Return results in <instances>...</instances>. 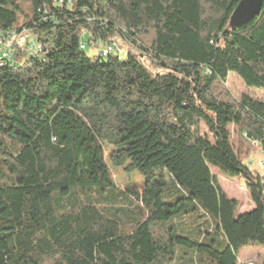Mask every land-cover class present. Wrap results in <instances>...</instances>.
<instances>
[{
  "label": "trees",
  "instance_id": "trees-1",
  "mask_svg": "<svg viewBox=\"0 0 264 264\" xmlns=\"http://www.w3.org/2000/svg\"><path fill=\"white\" fill-rule=\"evenodd\" d=\"M240 1L0 0V32L42 47L14 42L0 67V264H238L264 249V174L245 163L264 154V101L226 87L234 73L264 90V2L230 28ZM96 41L137 56L89 58ZM210 168L243 179L253 209L237 216Z\"/></svg>",
  "mask_w": 264,
  "mask_h": 264
},
{
  "label": "rangeland",
  "instance_id": "rangeland-1",
  "mask_svg": "<svg viewBox=\"0 0 264 264\" xmlns=\"http://www.w3.org/2000/svg\"><path fill=\"white\" fill-rule=\"evenodd\" d=\"M28 40L30 41L31 37L28 34H24L23 37H18L15 42L17 45H23ZM116 45L117 52H112V56H117L120 61H125L128 54L137 56V52L127 45H123L119 41L116 42ZM103 46H106L104 42L96 41L95 43L88 44L83 52L89 58L99 57ZM104 60L106 59H103V61ZM155 73L164 74L165 71H153V74ZM226 87L235 99H238L242 94H246L254 99L264 101V90L246 87L240 78L234 73H228L226 78ZM229 131L231 133V144L235 147L237 142L235 129L231 127ZM200 134L205 136L208 141L213 144L212 136L209 135L203 125L200 126ZM104 148L107 156L111 149L108 146H104ZM245 163L251 170L257 171L259 174H264V154L256 146H254L250 157L245 161ZM110 170L116 185L120 189L131 186H135L137 189L143 188L145 179L138 173L127 174L118 168H110ZM210 171L228 198L238 201L239 205L236 212L237 216L242 213H247L253 209V204L249 199L243 179L225 177L215 168H210ZM155 175L157 178L160 176L165 179L168 178V176L163 172L156 173ZM3 184L4 183H2V185ZM236 258L238 264H261L264 259V249L261 246L248 245L241 248L237 252Z\"/></svg>",
  "mask_w": 264,
  "mask_h": 264
},
{
  "label": "built area",
  "instance_id": "built-area-1",
  "mask_svg": "<svg viewBox=\"0 0 264 264\" xmlns=\"http://www.w3.org/2000/svg\"><path fill=\"white\" fill-rule=\"evenodd\" d=\"M58 4H61V1H58ZM71 2L69 1V5ZM26 34V32H21L20 34H17V31L15 29L10 30L6 34L3 32H0V67L2 66L3 60L7 59L8 55L10 54L9 49L15 42V40L20 37L21 35ZM32 41V40H30ZM33 41L30 44V49L33 52V54H39L42 52V47L41 46H34L32 45ZM116 44H110L107 45L105 48H103L100 51V57L106 58L108 57L112 52L116 50ZM85 48V44L81 43L80 44V49L83 50Z\"/></svg>",
  "mask_w": 264,
  "mask_h": 264
},
{
  "label": "water",
  "instance_id": "water-1",
  "mask_svg": "<svg viewBox=\"0 0 264 264\" xmlns=\"http://www.w3.org/2000/svg\"><path fill=\"white\" fill-rule=\"evenodd\" d=\"M264 0H241L229 17L228 27L238 28L257 17Z\"/></svg>",
  "mask_w": 264,
  "mask_h": 264
},
{
  "label": "crops",
  "instance_id": "crops-1",
  "mask_svg": "<svg viewBox=\"0 0 264 264\" xmlns=\"http://www.w3.org/2000/svg\"><path fill=\"white\" fill-rule=\"evenodd\" d=\"M103 47H104V46H103ZM103 47H102V48H103ZM102 48H101V49H102Z\"/></svg>",
  "mask_w": 264,
  "mask_h": 264
}]
</instances>
